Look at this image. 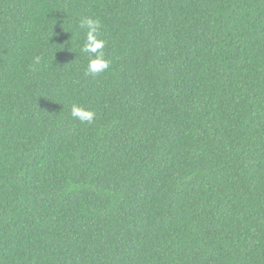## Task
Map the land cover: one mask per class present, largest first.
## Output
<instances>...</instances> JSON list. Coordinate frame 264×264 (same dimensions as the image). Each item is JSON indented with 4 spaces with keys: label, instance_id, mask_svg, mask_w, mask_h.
<instances>
[{
    "label": "trees",
    "instance_id": "1",
    "mask_svg": "<svg viewBox=\"0 0 264 264\" xmlns=\"http://www.w3.org/2000/svg\"><path fill=\"white\" fill-rule=\"evenodd\" d=\"M0 264H264V0H0Z\"/></svg>",
    "mask_w": 264,
    "mask_h": 264
},
{
    "label": "clouds",
    "instance_id": "2",
    "mask_svg": "<svg viewBox=\"0 0 264 264\" xmlns=\"http://www.w3.org/2000/svg\"><path fill=\"white\" fill-rule=\"evenodd\" d=\"M80 26L86 29V42L82 48L85 53L92 54L88 63L87 74L96 75L106 71L110 66V61L105 59L103 49L105 42L97 38L99 23L91 19L82 20ZM71 115L81 122L91 123L95 117V113L85 110L80 106L73 104L71 107Z\"/></svg>",
    "mask_w": 264,
    "mask_h": 264
}]
</instances>
